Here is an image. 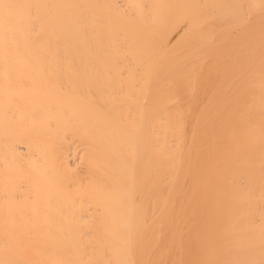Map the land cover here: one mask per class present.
Listing matches in <instances>:
<instances>
[{
    "label": "bare ground",
    "instance_id": "bare-ground-1",
    "mask_svg": "<svg viewBox=\"0 0 264 264\" xmlns=\"http://www.w3.org/2000/svg\"><path fill=\"white\" fill-rule=\"evenodd\" d=\"M0 264H264V0H0Z\"/></svg>",
    "mask_w": 264,
    "mask_h": 264
}]
</instances>
